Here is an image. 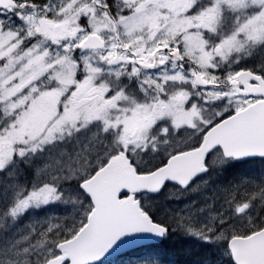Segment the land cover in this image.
<instances>
[{
	"label": "snow or ice",
	"instance_id": "1",
	"mask_svg": "<svg viewBox=\"0 0 264 264\" xmlns=\"http://www.w3.org/2000/svg\"><path fill=\"white\" fill-rule=\"evenodd\" d=\"M249 158L264 0H0V264H96L136 233L222 247L169 264H264V176L223 167ZM109 184L134 222L86 249Z\"/></svg>",
	"mask_w": 264,
	"mask_h": 264
},
{
	"label": "trees",
	"instance_id": "2",
	"mask_svg": "<svg viewBox=\"0 0 264 264\" xmlns=\"http://www.w3.org/2000/svg\"><path fill=\"white\" fill-rule=\"evenodd\" d=\"M223 167L226 169V175H230L233 172H236L237 174H245L250 178H260L261 176H264V160L260 159H252L244 162H233L232 167H229L227 165ZM28 178L31 179L32 177ZM205 179L208 178L205 177ZM182 202L183 201H179L178 203ZM146 203L149 202L146 201ZM151 203L154 204L155 202ZM70 211V205L57 203L55 205L47 207L46 209H40L39 211L32 210L31 214L33 216L39 217L45 214L64 215ZM31 214L29 215V217H31ZM24 220H26V217L23 220L17 221L16 224H21ZM16 224H14L12 228L9 229V231L14 230ZM186 250H191L193 253L197 252L202 255L207 254L212 257H220L222 247L219 244L209 245L203 241H196L195 238L190 239L188 237L181 236L180 234H174L167 239H164L161 243L139 247L122 255L107 259L99 264H142L143 261L147 260L159 261L160 264H169V261L172 258L174 252L182 255Z\"/></svg>",
	"mask_w": 264,
	"mask_h": 264
},
{
	"label": "water",
	"instance_id": "3",
	"mask_svg": "<svg viewBox=\"0 0 264 264\" xmlns=\"http://www.w3.org/2000/svg\"><path fill=\"white\" fill-rule=\"evenodd\" d=\"M259 132L260 129L258 124L251 123L242 131L241 135L246 138H252L257 136ZM119 179L127 183L136 182L135 178L130 174H125ZM104 195L105 207L101 217V224L100 227L97 229L96 233L93 235V237L87 242L86 249L101 244L104 241L108 231L114 225L134 222L135 213L134 209H132L130 206H125L119 211L113 209V206L111 204L112 196L110 184L105 186ZM162 240L163 239L149 233H136L132 236L125 237L123 240L119 241L106 255H104L96 263L117 256L140 245L161 242Z\"/></svg>",
	"mask_w": 264,
	"mask_h": 264
},
{
	"label": "rangeland",
	"instance_id": "4",
	"mask_svg": "<svg viewBox=\"0 0 264 264\" xmlns=\"http://www.w3.org/2000/svg\"><path fill=\"white\" fill-rule=\"evenodd\" d=\"M22 167H24V166H22ZM27 175V173H25V176ZM261 175H263V174H261ZM183 199H186V198H183ZM178 203V202H177ZM174 206H182V205H174ZM35 211H39L40 209H34ZM32 211V210H31ZM31 211H28V212H26V214H25V217H26V220H24L22 223H24V222H26L27 221V218L29 217V215L31 214ZM31 216H33L32 214H31ZM21 223V224H22ZM17 225H20V224H16V226Z\"/></svg>",
	"mask_w": 264,
	"mask_h": 264
},
{
	"label": "bare ground",
	"instance_id": "5",
	"mask_svg": "<svg viewBox=\"0 0 264 264\" xmlns=\"http://www.w3.org/2000/svg\"><path fill=\"white\" fill-rule=\"evenodd\" d=\"M184 244V243H183ZM182 246V245H181ZM187 247V246H186ZM184 248V247H183ZM185 249V248H184Z\"/></svg>",
	"mask_w": 264,
	"mask_h": 264
}]
</instances>
